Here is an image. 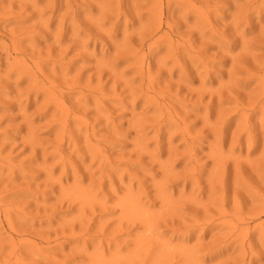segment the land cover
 Masks as SVG:
<instances>
[{
	"label": "rangeland",
	"instance_id": "1",
	"mask_svg": "<svg viewBox=\"0 0 264 264\" xmlns=\"http://www.w3.org/2000/svg\"><path fill=\"white\" fill-rule=\"evenodd\" d=\"M0 264H264V0H0Z\"/></svg>",
	"mask_w": 264,
	"mask_h": 264
}]
</instances>
